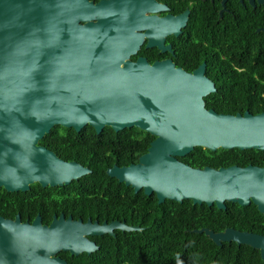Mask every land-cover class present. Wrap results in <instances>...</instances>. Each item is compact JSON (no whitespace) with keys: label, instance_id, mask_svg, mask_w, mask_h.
<instances>
[{"label":"water","instance_id":"1","mask_svg":"<svg viewBox=\"0 0 264 264\" xmlns=\"http://www.w3.org/2000/svg\"><path fill=\"white\" fill-rule=\"evenodd\" d=\"M166 10L157 0H0V187L64 186L89 173L38 146L55 126L79 132L88 125L97 134L136 128L154 140L136 164L114 165L109 177L134 193L154 194L158 204L189 200L225 210L226 203H253L264 216V167L193 168L178 159L196 147L264 151V113L207 109L204 98L216 88L205 63L187 72L170 60L130 59L145 40L146 48L169 50L166 36L180 34L188 11L158 16ZM66 227L56 240L75 255L97 249L84 235L144 229L90 220ZM190 232L217 246L247 245L264 261V235L233 228ZM48 254L37 264H66Z\"/></svg>","mask_w":264,"mask_h":264},{"label":"flooded vegetation","instance_id":"2","mask_svg":"<svg viewBox=\"0 0 264 264\" xmlns=\"http://www.w3.org/2000/svg\"><path fill=\"white\" fill-rule=\"evenodd\" d=\"M174 1L170 0V4L163 3L167 10L158 16L176 17L186 11L188 16L179 35L166 36L165 45L169 46V50L160 52L156 47L146 48L145 40L136 54L130 57L131 61L138 58H144L149 63L170 60L176 67L187 72H193L205 63V75L216 88V92L212 94H222L223 91L216 87L218 73L209 68L207 61L214 59L232 62L236 45L247 43L255 46L256 41L263 40L261 37H252L251 30L254 29L256 34H264L256 32L264 29V4H260L258 0H253V3L250 0H188L192 7H185L177 6ZM107 128L109 127L97 134L88 125L79 132L73 128L55 126L47 134L50 138H43L38 146L53 152L64 162H74L87 168L89 173L84 175L87 176L93 173L92 166L108 164V153H111L108 143L114 138L111 133L118 132ZM94 134L102 137L98 139ZM117 141L121 142L122 137H117ZM114 165L124 167L113 162L111 166L104 168L106 175L107 170ZM78 180L55 187L33 183L23 191H8L0 187V260L6 264H37L43 260L45 253H49V259L64 261L66 264H88L82 256H98L104 251L120 249L117 240L128 232L117 228L112 229L113 235H84V238L97 247L90 254L82 252L75 255L70 249H62L65 245L56 240L67 229V222L71 229L73 222L80 221L84 224L88 220L91 223L97 222L98 225L116 222L140 227L137 223L139 207L133 208L132 216L131 210L125 209L131 202L122 199V186L76 184Z\"/></svg>","mask_w":264,"mask_h":264},{"label":"trees","instance_id":"3","mask_svg":"<svg viewBox=\"0 0 264 264\" xmlns=\"http://www.w3.org/2000/svg\"><path fill=\"white\" fill-rule=\"evenodd\" d=\"M95 2L99 0H93ZM170 4V0H157ZM188 0H175L178 5L192 7ZM242 34V33H241ZM256 45L247 43L236 45L232 62L222 60L207 61L214 73H218L216 87L222 94H210L204 98L207 109L219 114L236 115L245 111L253 115L264 113V34L254 33ZM152 61V59H151ZM109 129V128H107ZM110 155L105 166H92L93 173L79 179L76 184H115L123 187L125 201H130V215L133 208L139 207L138 225L144 228L139 232L123 233L117 240V251L103 252L98 256H82L88 264H264L260 252L247 245L222 243L215 245L204 233L196 234L194 229L208 228L214 232L233 228L241 232L264 235V216L251 203L248 206L226 203L225 210L215 205H193L191 201L182 203L165 200L158 204L156 196H146L142 191L134 193L115 179L109 178L104 168L116 162L119 166L136 163L147 152L154 137L136 128L111 133ZM96 138L101 135L94 134ZM117 137H122L118 142ZM46 135L43 140H48ZM119 143V144H118ZM122 149V150H120ZM59 155H61L58 152ZM193 168L230 167L248 165L264 167V151L222 150L211 152L196 147L191 153L178 158ZM111 160V161H110ZM100 167V168H99ZM130 216V217H131ZM131 221V220H130Z\"/></svg>","mask_w":264,"mask_h":264}]
</instances>
